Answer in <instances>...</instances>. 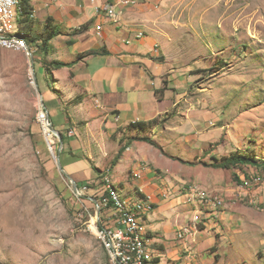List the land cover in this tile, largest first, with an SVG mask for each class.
I'll return each mask as SVG.
<instances>
[{
	"label": "rangeland",
	"instance_id": "374dc122",
	"mask_svg": "<svg viewBox=\"0 0 264 264\" xmlns=\"http://www.w3.org/2000/svg\"><path fill=\"white\" fill-rule=\"evenodd\" d=\"M134 9L169 69L160 95L168 111L146 135L194 163L181 176L184 194L198 188L222 201L190 203L199 219L198 264H264V181L244 185L264 173V0H143ZM31 47L34 66L32 57L0 47V264H111L91 229L104 217L92 198L116 163L92 166L93 177L79 181L61 152L82 196L74 193L57 165L60 143L48 149L37 119L44 72ZM233 153L258 164L203 165ZM87 184L96 185L85 191Z\"/></svg>",
	"mask_w": 264,
	"mask_h": 264
},
{
	"label": "crops",
	"instance_id": "0c3cea01",
	"mask_svg": "<svg viewBox=\"0 0 264 264\" xmlns=\"http://www.w3.org/2000/svg\"><path fill=\"white\" fill-rule=\"evenodd\" d=\"M30 3L35 31H42L47 18L53 17L62 33L38 56L44 72L43 101L53 126L67 137L62 159L66 169L79 181H86L93 177L92 166L99 170L100 164L114 162L128 125L155 120L168 111L169 107L161 105L165 94L160 101L156 92L162 89L169 69L159 62L154 37L136 40L143 25L134 8L126 11L121 25L114 26L97 13L90 0ZM94 21L103 23V39L97 36ZM83 25L87 26L84 32L74 34ZM92 51L103 53L81 58ZM45 61L73 65L48 71ZM163 150L133 142L111 164L110 176L122 193L139 191L151 197L154 209L144 218L143 233L157 256L156 264H198L202 249L199 230L191 221L192 205L181 188L185 180L181 176L190 175L188 167L193 162ZM135 172L141 176L135 177ZM185 227L192 235L181 241L177 234ZM184 253L187 260L182 259Z\"/></svg>",
	"mask_w": 264,
	"mask_h": 264
},
{
	"label": "built area",
	"instance_id": "2783aa9c",
	"mask_svg": "<svg viewBox=\"0 0 264 264\" xmlns=\"http://www.w3.org/2000/svg\"><path fill=\"white\" fill-rule=\"evenodd\" d=\"M90 1L96 5L99 15H103L113 25L119 26L126 11L141 5L143 0ZM22 2L23 0H0V47L23 53L30 59L33 57L32 43L24 36L20 24ZM31 17L34 18L35 13ZM95 30L98 37H103L102 22L97 23ZM145 36L143 31L138 32L136 40L143 39ZM37 119L42 125L47 147L54 153L58 137L49 129L51 121L42 105L39 108ZM134 176L139 178L141 175L135 172ZM262 181H264V173L256 177L245 178L244 185L250 186L253 182L262 184ZM83 189L86 191L91 188L87 184ZM186 197L194 206L199 203L222 205L221 200L212 198L206 191L198 188L187 193ZM96 199L98 200L96 208L101 209L104 217L94 223L91 229L101 240L111 264H156L157 256L143 233L144 218L154 209L151 197L142 196L137 192L122 193V190L107 175L101 194ZM198 220V215H194L191 221L196 225ZM191 235V231L185 227L178 232L177 237L181 241H186Z\"/></svg>",
	"mask_w": 264,
	"mask_h": 264
},
{
	"label": "trees",
	"instance_id": "16d2710c",
	"mask_svg": "<svg viewBox=\"0 0 264 264\" xmlns=\"http://www.w3.org/2000/svg\"><path fill=\"white\" fill-rule=\"evenodd\" d=\"M33 13H34V9L30 3V0H23L22 12L20 15V24L22 26V31H23L24 36L28 39L29 42L37 44L38 52L41 54L42 52L47 51V48L50 44L49 42L51 40H54L56 37H58L62 33H61V31L58 30L59 29L58 26L54 23L53 17L47 18V20L45 22V26L43 27L42 31H35V27H34L35 26V20H34L35 17L34 18L31 17V15H33ZM86 27H87L86 25L81 26L79 29L74 31V34L83 33L84 30L86 29ZM40 42H42V43H40ZM70 43L72 44L73 42L70 41ZM102 53H103L102 51H92L88 55H84L81 58H85V57L90 56V55H100ZM79 60H80V58L78 59L77 62H75L73 64L78 63ZM73 64H71V65H73ZM44 65L46 67V70H48V71L56 70V69H62L64 67L71 66L70 64L64 63L61 61H53V62L45 61ZM163 89L164 88L158 90L156 92V94L161 95V93H163V91H164ZM159 100L162 101L163 97L160 96ZM156 124H157V119L152 120V121H148V122H135V123L128 125L127 134H125L123 139L120 140L121 148H120L119 153H118V155H117V157L113 163L115 164L117 161H119L121 159L124 152L127 150V148H129V146H131V144L133 142H145V143H148L151 146H154L155 148L163 151L162 147L159 145V143L156 140H154L150 136L146 135L147 133H149L153 130V128L155 127ZM128 132H132L133 134L130 136V135H128ZM63 141H64V144L67 142V137L65 135H63ZM64 153H65V150L62 151V154H64ZM213 160H214L213 163H203V165H205L207 167H212L214 169L231 170L233 168H238L239 166H248V165H254V164L257 165L258 164V163H256L257 161H255V159H253L247 155L238 154V153H233L229 156H225V157L220 158V159L217 157H214ZM189 164L192 165L194 163H189ZM108 176H110V175L108 174ZM103 184H104V182L100 183L101 186ZM94 185H96V184H94ZM94 185L89 184V188L93 189L92 186H94ZM78 188L79 189L81 188L80 185L78 186ZM136 192H137V194L138 193L141 194V192H139V191H136ZM187 201H189V200H187ZM190 203L193 205V203L191 201H190Z\"/></svg>",
	"mask_w": 264,
	"mask_h": 264
},
{
	"label": "water",
	"instance_id": "95a60500",
	"mask_svg": "<svg viewBox=\"0 0 264 264\" xmlns=\"http://www.w3.org/2000/svg\"><path fill=\"white\" fill-rule=\"evenodd\" d=\"M31 62H32V65L34 66V63H35V59L34 57H32L31 59ZM35 74V72H34ZM35 78V83L37 85V89H38V92L40 94V89H39V86L37 84V78L36 76H34ZM41 104L42 106L44 107L45 110H47L46 106H45V103L43 101V97L41 96ZM49 115V114H48ZM49 129L58 137V141H59V152H58V155L56 156V161H57V165H58V168L59 170L61 171V173H63V175H65L72 183L73 185V190H74V193L77 195V196H82V194L79 192V188H78V184L77 182L65 171L63 165H62V162H61V152L63 150V146H64V141H63V134L57 130L53 124L50 122L49 124ZM93 201L98 204V200L97 199H93ZM97 212H98V217L100 216V213H101V209L98 207L97 208Z\"/></svg>",
	"mask_w": 264,
	"mask_h": 264
},
{
	"label": "bare ground",
	"instance_id": "6f19581e",
	"mask_svg": "<svg viewBox=\"0 0 264 264\" xmlns=\"http://www.w3.org/2000/svg\"><path fill=\"white\" fill-rule=\"evenodd\" d=\"M96 219H94V222H95Z\"/></svg>",
	"mask_w": 264,
	"mask_h": 264
}]
</instances>
